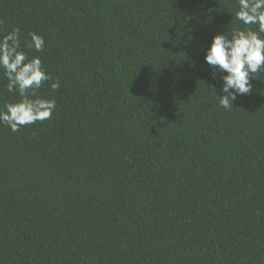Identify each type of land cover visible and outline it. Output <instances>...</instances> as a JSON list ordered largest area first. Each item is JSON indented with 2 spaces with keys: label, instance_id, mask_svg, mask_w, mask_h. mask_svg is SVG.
Masks as SVG:
<instances>
[{
  "label": "trees",
  "instance_id": "trees-1",
  "mask_svg": "<svg viewBox=\"0 0 264 264\" xmlns=\"http://www.w3.org/2000/svg\"><path fill=\"white\" fill-rule=\"evenodd\" d=\"M238 10L0 0V36L18 27L60 81L38 90L50 120L0 124V264H264V68L225 110L204 60L215 34L258 29Z\"/></svg>",
  "mask_w": 264,
  "mask_h": 264
},
{
  "label": "clouds",
  "instance_id": "clouds-1",
  "mask_svg": "<svg viewBox=\"0 0 264 264\" xmlns=\"http://www.w3.org/2000/svg\"><path fill=\"white\" fill-rule=\"evenodd\" d=\"M235 15L244 25H258V29L217 33L204 56L212 69L213 79L217 70L221 73L220 94L217 95L215 87L213 89L219 106L225 110L231 109L239 96L251 92L250 78L264 68V37L261 36L264 33V0H239V10ZM20 36L18 27L0 36V70L7 78V91L20 97L18 101L0 108V124L7 125L13 132L38 121L50 120L56 109V100L40 96L38 90L45 82H50L53 92L60 87V81L48 74L38 55L29 58L21 46ZM28 36V48L43 52L44 36L35 31L29 32Z\"/></svg>",
  "mask_w": 264,
  "mask_h": 264
}]
</instances>
